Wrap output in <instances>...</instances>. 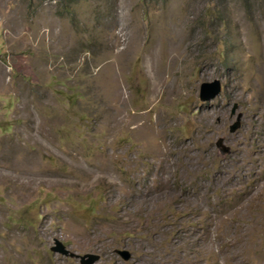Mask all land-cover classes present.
I'll return each instance as SVG.
<instances>
[{"label":"rangeland","instance_id":"1","mask_svg":"<svg viewBox=\"0 0 264 264\" xmlns=\"http://www.w3.org/2000/svg\"><path fill=\"white\" fill-rule=\"evenodd\" d=\"M0 82V264H264V0H0Z\"/></svg>","mask_w":264,"mask_h":264},{"label":"water","instance_id":"2","mask_svg":"<svg viewBox=\"0 0 264 264\" xmlns=\"http://www.w3.org/2000/svg\"><path fill=\"white\" fill-rule=\"evenodd\" d=\"M221 88H222L221 81L219 79H215L212 82L202 83L201 88H200V100L207 101V100L215 98L221 92ZM234 111H235V108L233 109V113ZM240 118H241V114H238L236 121L230 126L231 132H234L237 128L240 127ZM218 145L220 147L223 146L222 140L219 141ZM222 151L224 153H227L229 150L225 147L224 150ZM52 250L56 252H60L61 254L65 256L80 258L82 264H95L99 260V256L94 255V254H85L83 256L76 255L75 253L68 251L64 247V245L58 240L56 241V246H54ZM118 253L122 254V256L126 259L129 257V253L126 251L119 250Z\"/></svg>","mask_w":264,"mask_h":264},{"label":"bare ground","instance_id":"3","mask_svg":"<svg viewBox=\"0 0 264 264\" xmlns=\"http://www.w3.org/2000/svg\"><path fill=\"white\" fill-rule=\"evenodd\" d=\"M53 37H54V36H53ZM260 67H261V66H260ZM0 83H1V82H0ZM95 91H96V90H95ZM117 112H118V111H117ZM120 116H121V115H120ZM134 119H136V118H134ZM136 120H137V119H136ZM132 122H133V121H132ZM128 123H129V122H128ZM190 180H191V179H190ZM217 181H218V180H217ZM202 193H203V192H202ZM202 193H201V194H202ZM197 196H198V195H197Z\"/></svg>","mask_w":264,"mask_h":264}]
</instances>
